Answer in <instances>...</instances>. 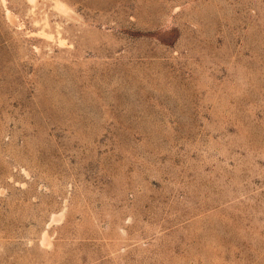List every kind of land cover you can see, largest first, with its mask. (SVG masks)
Masks as SVG:
<instances>
[{"label": "rangeland", "instance_id": "obj_1", "mask_svg": "<svg viewBox=\"0 0 264 264\" xmlns=\"http://www.w3.org/2000/svg\"><path fill=\"white\" fill-rule=\"evenodd\" d=\"M0 264H264V0H0Z\"/></svg>", "mask_w": 264, "mask_h": 264}]
</instances>
